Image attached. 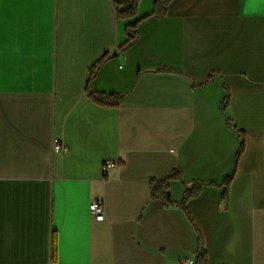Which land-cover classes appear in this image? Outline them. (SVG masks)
I'll return each mask as SVG.
<instances>
[{"label":"crops","instance_id":"0c3cea01","mask_svg":"<svg viewBox=\"0 0 264 264\" xmlns=\"http://www.w3.org/2000/svg\"><path fill=\"white\" fill-rule=\"evenodd\" d=\"M156 1L0 0V264H198L200 237L207 264H264V0H173L119 51ZM116 52L91 89L125 99L101 107ZM175 171L165 206L151 183Z\"/></svg>","mask_w":264,"mask_h":264},{"label":"trees","instance_id":"16d2710c","mask_svg":"<svg viewBox=\"0 0 264 264\" xmlns=\"http://www.w3.org/2000/svg\"><path fill=\"white\" fill-rule=\"evenodd\" d=\"M140 0H114V7L115 11L117 14V18L124 20V19H129L133 18L138 9ZM173 0H157L154 5V10L153 13L140 20L138 23H136L133 26H130L127 28V35L129 37L128 43L123 46L119 51L124 52L126 49L129 48V45L136 41L137 38L139 37V29L140 26L145 23L146 21L150 19H156V18H162L167 14L168 7L170 3ZM112 54H107L105 55L92 69H91V77L88 83V88H87V93L89 97L99 106L101 107H107V108H116L119 107L122 102L124 101L125 97L123 96H117V95H108L104 93H97L94 92L91 89V83L94 80V78L97 75L98 70L101 68V66L110 59V56ZM230 104V92L227 89V95L225 98V101L223 102L221 106V112L223 115H225V112ZM227 125L229 128H231L235 133L238 134L239 139H240V148L239 152L236 157V163L240 159L241 155L243 154L245 150V136L242 132H239L230 122V120L226 119ZM234 174L229 176L225 181L224 184L226 186V192H225V197L228 195V190L229 187L233 181ZM176 179L180 180L181 179V172L180 171H175L173 172L169 177L163 179V180H158L154 181L151 183V191H152V197L153 199H161L165 206H170L173 205L171 200L167 196V181ZM211 185H214L213 183H210ZM208 185V183H202V182H193L191 184H186L185 185V195L183 202L179 205L187 214V216L190 218V213L186 207V204L189 200L196 198L199 196L203 186ZM57 252V245L55 241H53V256L56 255ZM196 262L198 264H207V255L204 249V243L202 238L200 237L199 239V251L196 257Z\"/></svg>","mask_w":264,"mask_h":264},{"label":"built area","instance_id":"2783aa9c","mask_svg":"<svg viewBox=\"0 0 264 264\" xmlns=\"http://www.w3.org/2000/svg\"><path fill=\"white\" fill-rule=\"evenodd\" d=\"M56 152H61L62 154H67L69 151V148L64 143H61L59 141L55 142L54 147ZM119 166V162L115 161H106L103 168V174L107 175L109 170L116 168ZM90 213L93 219L97 221H103L106 218V208L104 201H93L90 204ZM190 264H195L194 260H191L189 262Z\"/></svg>","mask_w":264,"mask_h":264},{"label":"water","instance_id":"95a60500","mask_svg":"<svg viewBox=\"0 0 264 264\" xmlns=\"http://www.w3.org/2000/svg\"><path fill=\"white\" fill-rule=\"evenodd\" d=\"M134 43H135V41L132 42V43L129 45V47L132 46ZM119 53H120V52H116V53L112 54V55L110 56V58L117 56Z\"/></svg>","mask_w":264,"mask_h":264}]
</instances>
